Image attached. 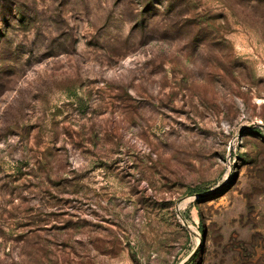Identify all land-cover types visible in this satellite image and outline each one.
Segmentation results:
<instances>
[{"label": "rangeland", "instance_id": "rangeland-1", "mask_svg": "<svg viewBox=\"0 0 264 264\" xmlns=\"http://www.w3.org/2000/svg\"><path fill=\"white\" fill-rule=\"evenodd\" d=\"M264 0H0V264H264Z\"/></svg>", "mask_w": 264, "mask_h": 264}, {"label": "trees", "instance_id": "trees-1", "mask_svg": "<svg viewBox=\"0 0 264 264\" xmlns=\"http://www.w3.org/2000/svg\"><path fill=\"white\" fill-rule=\"evenodd\" d=\"M251 133H259L262 137L264 136V131L262 130V128L260 126H256L254 128H252ZM132 260H133V264H140V260L139 258H137V254H132Z\"/></svg>", "mask_w": 264, "mask_h": 264}]
</instances>
